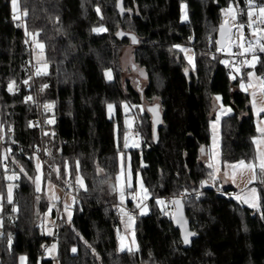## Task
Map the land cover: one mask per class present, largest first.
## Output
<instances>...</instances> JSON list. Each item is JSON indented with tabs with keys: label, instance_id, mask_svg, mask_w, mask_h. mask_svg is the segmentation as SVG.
<instances>
[{
	"label": "trees",
	"instance_id": "obj_1",
	"mask_svg": "<svg viewBox=\"0 0 264 264\" xmlns=\"http://www.w3.org/2000/svg\"><path fill=\"white\" fill-rule=\"evenodd\" d=\"M117 3L18 0L23 21V30H18L12 0H0V142L15 143L7 151L6 170L0 167V264H19L21 257L25 264H52L42 252L43 245L52 242L59 264H264V172L255 171V211L216 192L218 185L203 158L210 142L213 98L218 95L231 109L221 119L222 162L255 160L250 99L238 87L248 68L243 67L238 78H229L228 57L224 64L216 44L223 11L231 3L245 35L264 30L248 26V0H123L122 12ZM182 4L188 13L183 22ZM254 4L264 5V0ZM119 32L133 35L136 42ZM26 40L34 46L28 49ZM125 45L132 47L130 71L144 75L142 86L123 77L120 55ZM180 46L193 49V68ZM34 52L42 54L39 62L47 69L28 81L31 103L27 92L10 91L9 85L28 80L25 64ZM252 69L264 79V51L256 54ZM106 70L112 71V80L105 79ZM39 103L51 105L43 131L31 124L40 116ZM124 103L133 108L141 143L127 150L122 146ZM108 105L114 107L110 117ZM156 106L153 118L147 108ZM42 141L47 143L44 178L75 196L69 222L50 211L56 223L52 242L42 226L49 202L33 184L34 156L19 149ZM120 152L128 153L131 173L140 175L150 195L148 213L134 219V251L118 249L122 224L109 186ZM7 171L15 174L11 203L5 199ZM203 181L213 189H203ZM182 193L193 194L183 199L196 235L189 247L182 245L172 224V209L157 202Z\"/></svg>",
	"mask_w": 264,
	"mask_h": 264
},
{
	"label": "rangeland",
	"instance_id": "obj_2",
	"mask_svg": "<svg viewBox=\"0 0 264 264\" xmlns=\"http://www.w3.org/2000/svg\"><path fill=\"white\" fill-rule=\"evenodd\" d=\"M182 5L184 6L182 10ZM181 5V21L187 20V8L184 4ZM232 7L234 12L236 13V19L233 20L231 18V14H227L226 10L229 7ZM224 11H223V21L228 20V24L231 29H235L237 35L234 37L236 41V46L239 52L243 55L247 54V51H251V57L249 60H244V67L248 68L246 71V78L245 80H241L238 87L243 92L247 93L250 99V106L253 114L254 125L256 135L254 136L253 140H264L261 133L257 131V128H264V112H257V109L264 107V93L261 92L260 88V79L256 75L254 70L252 69L254 62L256 61V54L260 52V48L264 45V30H250L249 33L246 35L243 33L242 28L239 27L237 22V8L231 3ZM19 12V11H18ZM15 13V15L18 14ZM248 12V11H247ZM186 14V19L182 18ZM255 14H258L255 13ZM19 15V14H18ZM18 20V19H17ZM249 28V27H248ZM233 37V36H232ZM229 39V38H228ZM231 39V38H230ZM34 46V43H32ZM31 44V46H32ZM249 49L247 50V47ZM32 48V47H31ZM179 50L182 52V55L189 65L190 68L194 67V52L190 46H180ZM233 50L232 45L228 42L227 45L222 49V53L225 56L223 63L227 64V57L231 54ZM131 51L132 47L130 45L123 46V50L120 55V65L123 71V77L130 78V80L135 84V86H142L145 84L144 75L141 71H138L136 74L130 71V66L132 65L131 62ZM40 54L39 52H34L32 63L38 66V71L44 72L47 69V65L40 61ZM42 57V56H41ZM255 57V59H253ZM106 73H110L111 78H109ZM249 73H252V77L250 79ZM104 77L106 80H112L114 78L113 73L111 70H106L104 72ZM249 83L253 85V87H248ZM245 85V88H242L241 85ZM246 89V90H245ZM255 93V97L253 96ZM219 97V100L217 99ZM255 100V108L253 107V101ZM214 102V109H213V119L209 123V132H210V142L207 147V157H204L205 163L209 166L211 163L213 166L211 168L213 182L218 185V188L221 189L223 187H231L235 192L233 199L243 206H247L252 210L257 211L259 207V197H258V189L255 185L257 183V178L255 174V179H253V172L251 170H236L235 177L233 178V170L231 168H226L225 165L236 164L234 163H223L221 160V119L223 116L231 113V109L229 107L224 106L221 103L220 96L216 95L213 98ZM111 109L109 105L107 106V115L110 117L114 113V107L111 105ZM132 107L128 104H122V112H123V123L125 126V132L122 136V146L124 149L136 148L141 145L140 141L135 138L132 130L136 124L135 115L132 113ZM139 111H142L139 109ZM215 126V127H214ZM0 137H2V133L0 132ZM215 140V146H214ZM7 143V142H6ZM127 143V147L125 144ZM255 148V160L257 157V148L258 145L254 143ZM5 143L1 147L0 152V167L6 170L7 165L5 164V160L7 157V153L10 149H6ZM259 149L261 152H264V143L259 144ZM8 151V152H7ZM258 163V161H256ZM39 165V170L37 166ZM34 166L36 170V174L34 176L33 184L34 188L37 190L39 187L40 193L44 194L49 202V208L47 213L45 214L42 226L45 235L51 236L53 232L54 226H56L55 219L49 218L50 211L52 209L56 210V214L58 217L64 219V221L69 222L72 217V206L74 203V194L71 190L64 192V189L60 188L52 181L47 178H44L42 164L40 160L34 156ZM219 169V171H217ZM256 169H259L258 167ZM255 169V171H256ZM225 171L228 172V175L225 176ZM5 177L7 180L6 189H5V199L8 201V189L9 186L12 185V200H13V189H14V179H9V177H15V174L12 172H6ZM39 177V179H37ZM119 178V179H118ZM114 189H115V197L117 200V209L120 216V221L122 224V228L118 233V249L121 250V245L123 243L124 250H128L129 248L132 251L137 249L135 237H134V223L135 221L127 216L126 207L127 201L134 202L136 198H140L143 202L141 206H137L138 215H145L149 211L148 207V200L150 199V195L148 194L147 190L144 188L142 184V180L139 174L133 175L130 171V164H129V155L128 153L120 152L118 157V171L114 178ZM142 186V187H141ZM255 189V196L252 195L251 190ZM145 191H146V198H145ZM237 197H244L249 199L250 201L256 203L257 207H251L249 203H244L242 199H237ZM161 201V200H158ZM157 201V202H158ZM162 202V201H161ZM1 203H2V196L0 195V212H1ZM159 206L163 207L164 204L158 203ZM165 207V206H164ZM173 210V209H172ZM2 234V220L0 217V235ZM53 246L54 249H53ZM123 250V251H124ZM129 251V250H128ZM56 255V243L52 242L46 250V257L52 259V264H59L58 261L55 259ZM22 258V257H21ZM19 259V264H25V260L23 261ZM24 258V257H23Z\"/></svg>",
	"mask_w": 264,
	"mask_h": 264
},
{
	"label": "built area",
	"instance_id": "obj_3",
	"mask_svg": "<svg viewBox=\"0 0 264 264\" xmlns=\"http://www.w3.org/2000/svg\"><path fill=\"white\" fill-rule=\"evenodd\" d=\"M18 14L20 16V19H18L16 21L15 27L18 30H23L22 16H21L20 12H18ZM257 16H258V14H254V16H253V20L256 22L253 24L252 27L254 29H258V28L264 29V23L257 20ZM248 20H249V18H248ZM236 35H237L236 30H232L230 36L228 37L229 39L227 38V41L232 45L233 50H232L231 54L228 56V64L225 68V73L229 78H231L233 80L238 78L241 75L243 67H244V60L245 59L249 60L251 57V51H247L246 55H243L238 51V49L236 47V41L234 38ZM26 47L28 49L31 48V43L28 40H26ZM25 66L29 70L28 80L15 83L13 85L12 89L14 92H17V93L21 92L22 90L27 92L26 99L29 100L31 103H34V101H33L34 97H33L32 93L30 92V87L28 85V81H29V79H34V77L36 76V74L38 72V66L33 64L32 61L25 64ZM39 73L42 74L43 72L39 71ZM37 94L39 95V92H37ZM29 97L31 99H28ZM45 105H47V104L39 103L40 116L31 121V124L33 126H38L41 129V131H43L44 128L46 127V125L49 123V114H48L49 109L46 108ZM132 132H133L135 138L139 139V135H138L139 134V125L138 124H136L134 126ZM142 142H143V140H142ZM3 144L4 143L0 142V148L3 146ZM14 144H15L14 142L5 143V145L7 146L6 148L10 149V150L14 146ZM46 147H47L46 141H42L40 145H34V146H31L28 148L20 147L19 149L22 152V154L25 156H29V155L36 156L40 160L41 164L43 165L45 163V160H46ZM216 192L224 194V196L228 199L233 198V196L235 194V192L233 190L223 192L222 189H219V188L216 189ZM192 195H193L192 193H189V194L182 193L175 198L170 197V196H163L161 200L165 204L166 207L173 209V202L175 199H181L183 201V199H188ZM142 204H143L142 200L140 198H136L134 201V204L132 206L126 207L127 216L134 220L138 216L137 206H141ZM54 231H55V226L53 228L52 235L50 236L51 242L56 239ZM48 247H49V245H46V244L43 245L42 252L44 254H46V250Z\"/></svg>",
	"mask_w": 264,
	"mask_h": 264
},
{
	"label": "snow or ice",
	"instance_id": "obj_4",
	"mask_svg": "<svg viewBox=\"0 0 264 264\" xmlns=\"http://www.w3.org/2000/svg\"><path fill=\"white\" fill-rule=\"evenodd\" d=\"M183 8H184V6L182 5V10H183ZM12 9H13L14 13L18 12V0H12ZM97 11H99V9H97ZM257 12H258L257 20H259L260 22L264 23V5H255L254 4V0H248V12H247V15L249 17V24H248L249 27H252L253 24L256 22V21L253 20V16ZM226 13L227 14H231V18L233 20L236 19V13L234 12V10H233V8L231 6L226 10ZM24 15H27V13L25 12ZM182 18L186 19V14ZM14 19H20V16L18 14L14 15ZM239 27L243 28V25L241 24ZM223 30H224V25L221 26L222 34H223ZM93 31H103V29H93ZM135 42H136L135 38L133 37V43H135ZM217 43L219 44L220 42L217 41ZM39 47L42 48L43 45H39ZM218 50H222V49H218ZM260 51H264V45L261 46ZM253 59H255V57H253ZM37 74H40L39 71L37 72ZM106 75H108L109 78H111L110 73H106ZM252 75H253L252 73H249L250 79H251ZM45 87H46V85H45ZM241 87L245 88V85L242 84ZM248 87H253V85L251 83H249ZM12 88H13V85L10 84L9 85V90L11 91ZM260 88H261V92L264 93V79H260ZM253 96L255 97V93H253ZM28 99H31V98L29 97ZM217 99L219 100V97H217ZM45 107L49 108V107H51V105H45ZM111 107L112 106L109 105L110 109H111ZM253 107L255 108V100L253 101ZM257 112H264V107H261V108L257 109ZM257 131L261 133L262 137H264V128L258 127ZM253 142L258 145L257 157H256V161H258V163L256 161L246 162L244 160H240L236 164L225 165L226 168H231L233 170V178L235 177L236 170H238V169L241 170V171L242 170H246V169L247 170H251L253 172V179H255V169L257 167L261 170V172H264V152H261L260 149H259V144L260 143H264V140H260V141L254 140ZM127 146L128 145L126 143L125 147H127ZM214 146H215V140H214ZM212 166L213 165L210 163L209 167H212ZM77 167H78V165H77ZM37 168L39 170V165L37 166ZM217 171H219V169H217ZM224 174H225V176H227L228 172L225 171ZM9 179H15V177H9ZM37 179H39V177H37ZM76 179H77V182L80 184V186L83 187L82 178L79 175H77ZM12 188H13V186L10 185L9 189H8V202L9 203L12 202ZM37 190L39 191V187L37 188ZM251 192H252V195L255 196L256 190L252 189ZM145 198H146V191H145ZM237 199H242L244 203H249V205L251 207H257L256 203L250 201L247 198L237 197ZM158 203H162V202L158 201ZM175 203L179 204V201H176ZM13 211H16V209L13 208ZM189 235H191V233ZM184 242L188 243L187 236H185ZM54 247L55 246H53V249H54ZM121 250L122 251L124 250L123 243L121 245ZM128 250L132 251L131 248H129ZM73 251H75V249H73ZM23 259L24 258L22 257L21 260L23 261Z\"/></svg>",
	"mask_w": 264,
	"mask_h": 264
},
{
	"label": "water",
	"instance_id": "obj_5",
	"mask_svg": "<svg viewBox=\"0 0 264 264\" xmlns=\"http://www.w3.org/2000/svg\"><path fill=\"white\" fill-rule=\"evenodd\" d=\"M122 5H123V0H118L117 8H118L119 12H122V10H123ZM222 25H224L223 34L221 31ZM231 32H232V29L229 26L227 20L218 26V30L216 33V44H217V47L219 49H223L227 45V38L230 36ZM119 35H120V37L123 35H127L133 41L134 36L131 34H123L122 32H119ZM217 41H219L220 43L218 44ZM147 109L152 113L153 118H154V116H156L155 111L157 112L158 107L156 106L155 108H152V109L147 108ZM153 132H154L153 133L154 134V140L156 141L157 137H156L155 129ZM109 186L113 188L112 192H114L115 191L114 184L110 183ZM202 188L205 190H212L213 189L212 185L210 183H207L206 181L202 182ZM176 201H179V204L175 203ZM171 221H172L174 228L179 231V235H180L182 245L184 247H189L192 244V240L195 238L196 235L190 229L189 222H188V220L185 216V212H184V203L181 199H175L173 202ZM190 233H191V235H189ZM185 236H187V238H188V243L184 242Z\"/></svg>",
	"mask_w": 264,
	"mask_h": 264
},
{
	"label": "crops",
	"instance_id": "obj_6",
	"mask_svg": "<svg viewBox=\"0 0 264 264\" xmlns=\"http://www.w3.org/2000/svg\"><path fill=\"white\" fill-rule=\"evenodd\" d=\"M228 21V20H227ZM249 49V46L247 47V50ZM204 157H207V151H206V153L204 154V156H203V158ZM53 210V209H52ZM55 210V209H54ZM56 211V210H55ZM44 231V230H43Z\"/></svg>",
	"mask_w": 264,
	"mask_h": 264
}]
</instances>
